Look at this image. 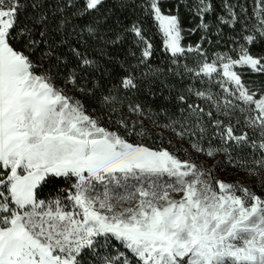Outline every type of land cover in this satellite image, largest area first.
I'll list each match as a JSON object with an SVG mask.
<instances>
[{
  "label": "rangeland",
  "instance_id": "obj_1",
  "mask_svg": "<svg viewBox=\"0 0 264 264\" xmlns=\"http://www.w3.org/2000/svg\"><path fill=\"white\" fill-rule=\"evenodd\" d=\"M98 2L86 0L91 9ZM147 2L166 52L197 51L181 45L174 14ZM14 12L0 0V264H264V197L234 174L99 126L9 46ZM199 65L264 121V88L247 87L237 71L257 69L256 57L242 49ZM50 174L73 181L64 194L35 201Z\"/></svg>",
  "mask_w": 264,
  "mask_h": 264
},
{
  "label": "trees",
  "instance_id": "obj_2",
  "mask_svg": "<svg viewBox=\"0 0 264 264\" xmlns=\"http://www.w3.org/2000/svg\"><path fill=\"white\" fill-rule=\"evenodd\" d=\"M261 1L256 14V0H158L163 13L177 17L181 45L197 49L175 55L163 49L147 0H99L92 9L86 0H7L15 12L6 39L31 73L79 100L102 128L234 174L264 197V121L220 79L198 73L204 56L244 49L259 66L239 68V78L264 88ZM72 181L47 175L35 201L64 194Z\"/></svg>",
  "mask_w": 264,
  "mask_h": 264
},
{
  "label": "crops",
  "instance_id": "obj_3",
  "mask_svg": "<svg viewBox=\"0 0 264 264\" xmlns=\"http://www.w3.org/2000/svg\"><path fill=\"white\" fill-rule=\"evenodd\" d=\"M13 115H14V111H13ZM13 115H12V116H13ZM30 204H31V203H29V204H25V205H22L21 203H20V204L17 203V206L25 207V206L30 205Z\"/></svg>",
  "mask_w": 264,
  "mask_h": 264
},
{
  "label": "water",
  "instance_id": "obj_4",
  "mask_svg": "<svg viewBox=\"0 0 264 264\" xmlns=\"http://www.w3.org/2000/svg\"><path fill=\"white\" fill-rule=\"evenodd\" d=\"M24 127L23 124H18V128L22 129Z\"/></svg>",
  "mask_w": 264,
  "mask_h": 264
}]
</instances>
